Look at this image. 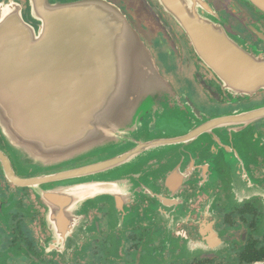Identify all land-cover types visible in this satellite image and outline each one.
<instances>
[{
  "label": "water",
  "instance_id": "water-1",
  "mask_svg": "<svg viewBox=\"0 0 264 264\" xmlns=\"http://www.w3.org/2000/svg\"><path fill=\"white\" fill-rule=\"evenodd\" d=\"M244 1L264 14V0ZM157 2L213 74L199 80L213 97L218 88L228 101L264 91V53L228 32L207 0ZM147 4L177 44L158 7ZM261 119L264 103L209 115L182 100L108 0H26L25 9L0 0V135L18 168L44 171L108 155L52 175L51 186L36 184L53 247L67 245L94 200H113L115 215L124 216L123 201L155 196L156 179L174 188L220 164L232 184L251 183L249 154L264 150V133L251 124Z\"/></svg>",
  "mask_w": 264,
  "mask_h": 264
},
{
  "label": "flooded vegetation",
  "instance_id": "flooded-vegetation-1",
  "mask_svg": "<svg viewBox=\"0 0 264 264\" xmlns=\"http://www.w3.org/2000/svg\"><path fill=\"white\" fill-rule=\"evenodd\" d=\"M17 1L26 8V0ZM108 1L139 32L182 100L188 98L209 115L264 103L263 90L248 99L228 101L218 88L219 96L213 97L199 82L213 81V74L199 65L190 42L157 0L149 1L172 27L178 47L147 0L137 1L148 11L143 21L154 32L153 42L131 16L132 11L136 13L133 0ZM207 1L228 32L264 53L262 12L244 0ZM251 126L255 133H264V119ZM249 155V185L232 184L231 174L218 164L216 173L198 175L174 188L165 179L154 180L155 196L127 198L124 216L115 215L113 200L96 199L86 209L82 224L68 233L67 245L59 248L51 244L53 229L46 221L36 184L51 186L52 175L91 165L108 155L27 174L18 168L0 135V264H264V150ZM126 218L129 222H124Z\"/></svg>",
  "mask_w": 264,
  "mask_h": 264
},
{
  "label": "rangeland",
  "instance_id": "rangeland-1",
  "mask_svg": "<svg viewBox=\"0 0 264 264\" xmlns=\"http://www.w3.org/2000/svg\"><path fill=\"white\" fill-rule=\"evenodd\" d=\"M133 3H135L136 5V13L135 12H131V16L133 17V19L136 21L137 23V26L140 28V30L143 32V34H145L146 38L150 41V42H153V34L154 32L152 30H149L148 29V26H147V23L143 21V19H145V17L143 15H145L146 13H148V11L142 6L141 8V5L138 3L137 0H133ZM133 5V4H132ZM140 7H139V6ZM134 7V6H133ZM142 9V10H141ZM145 13V14H144ZM142 16V19L138 16ZM155 50L157 52H160L161 51V48L157 45H155ZM4 141V140H3ZM5 143V142H4ZM6 145V144H5ZM7 147V146H6ZM10 152V151H9ZM11 153V152H10ZM46 171V170H44ZM24 173H27V174H30V173H37V172H42V171H33V172H26V171H22ZM124 222H129V220L126 218ZM128 224V223H126Z\"/></svg>",
  "mask_w": 264,
  "mask_h": 264
},
{
  "label": "crops",
  "instance_id": "crops-1",
  "mask_svg": "<svg viewBox=\"0 0 264 264\" xmlns=\"http://www.w3.org/2000/svg\"><path fill=\"white\" fill-rule=\"evenodd\" d=\"M176 91V90H175ZM178 94V93H177ZM179 95V94H178Z\"/></svg>",
  "mask_w": 264,
  "mask_h": 264
}]
</instances>
